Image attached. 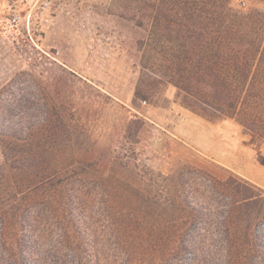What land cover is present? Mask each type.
I'll return each mask as SVG.
<instances>
[{"label":"rangeland","instance_id":"obj_1","mask_svg":"<svg viewBox=\"0 0 264 264\" xmlns=\"http://www.w3.org/2000/svg\"><path fill=\"white\" fill-rule=\"evenodd\" d=\"M153 1L0 0V111L11 109L8 120L18 129L31 128L25 153L33 166L24 172L9 170L0 153V264H15L26 231L27 237L41 235L43 242L59 235L61 225L49 214L46 180L35 185L37 174L69 165L80 143L104 151L123 137L127 146L119 150L138 165L142 195L110 197L109 190L104 197L93 193L88 201L104 264H164L163 256L171 257L168 243L146 245L139 254L118 247L114 223L116 210L126 217L132 209L147 226L141 238L156 237L158 232L149 228L170 216L173 181L182 169L190 192L207 206L209 223L199 233L208 242L221 244L226 229L219 222L233 202H243L244 194L223 186L228 179L253 196L240 218L252 224L254 233L264 234V139L245 134L234 120L209 121L186 110L175 101L170 84L147 103L134 99L141 57L155 62L157 54L151 47L154 38L131 15ZM141 42L148 51L144 55ZM208 177L217 182L214 188ZM103 206L113 208L105 215ZM242 234L236 233L238 238ZM215 254L206 260L185 252L178 264H224L226 254ZM246 255L241 252L239 258Z\"/></svg>","mask_w":264,"mask_h":264},{"label":"trees","instance_id":"obj_2","mask_svg":"<svg viewBox=\"0 0 264 264\" xmlns=\"http://www.w3.org/2000/svg\"><path fill=\"white\" fill-rule=\"evenodd\" d=\"M240 1L243 6L237 0H155L132 14L136 26L154 38L151 47L157 54L155 62L141 57L142 70L134 99L147 103L170 84L176 89L175 101L186 110L209 121L234 120L245 134L264 139V0ZM246 3L250 6L246 7ZM139 46L144 55V43ZM10 117L11 109L0 111V153L9 170L24 172L33 167L25 153L31 142V128L18 129L8 120ZM115 146L98 151L93 144L89 149L80 143L77 156L69 165L52 173L37 174L40 177L34 184L46 180L45 191L51 201L49 214L56 217L61 227L57 237L50 236L45 242L41 235L31 238L33 235L27 237L29 232H24L17 245L15 264H104L88 201L93 193L104 197L109 190L110 197L121 192L127 196L130 192L131 196L134 192L142 195L138 165L119 150L126 149L127 138L123 137ZM214 181L208 177L207 184L214 188ZM188 182L182 169L173 181L176 194L175 201L168 205L170 216H160L149 228L158 232L154 238H141L147 226L135 210L128 209V217L116 210L117 246L139 254L146 245L164 247L168 243L171 257L163 256L164 264H178L185 252L195 259L202 256L209 260L221 250L226 254L224 264H264V234L254 233L252 224L240 218L244 208L253 203L247 202L253 199L245 194L247 188L232 179L224 183L223 186L244 197L243 202H233L235 212L232 207L219 222L226 231L221 244L216 245L199 233L206 231L209 223L204 214L207 206L197 202ZM112 208L103 206V213L106 215ZM26 226H22V232ZM238 231H243L242 237H237ZM241 252L248 255L239 258Z\"/></svg>","mask_w":264,"mask_h":264},{"label":"built area","instance_id":"obj_3","mask_svg":"<svg viewBox=\"0 0 264 264\" xmlns=\"http://www.w3.org/2000/svg\"><path fill=\"white\" fill-rule=\"evenodd\" d=\"M18 20H19V18L16 17V16H14V17L12 18V22H13V23H17Z\"/></svg>","mask_w":264,"mask_h":264}]
</instances>
